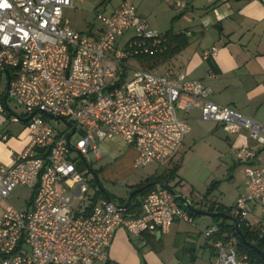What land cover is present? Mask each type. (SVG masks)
<instances>
[{
  "label": "built area",
  "instance_id": "built-area-1",
  "mask_svg": "<svg viewBox=\"0 0 264 264\" xmlns=\"http://www.w3.org/2000/svg\"><path fill=\"white\" fill-rule=\"evenodd\" d=\"M72 6L73 0H0V70L8 71V97L23 108L28 136L14 163L0 166V264L105 263L119 228L140 236L169 232L177 217L193 222L163 186L147 192L137 216L126 215L127 207L117 201L94 199L85 155L100 158L99 142L105 139L119 138L136 149L134 168L167 162L190 130L177 109H197L204 122L219 124L228 133L244 129L251 139L264 142V125L212 101L210 89L184 73L159 75L135 67L125 80L130 59L165 47L131 0H123L111 15L96 14L102 31L95 39L64 19V8ZM175 6L186 8L182 1ZM128 31L133 36L119 47L118 39ZM216 53L210 48L202 57L207 61ZM120 66L125 69L119 74ZM49 115L71 126L55 130ZM72 152L78 155L72 157ZM257 155L248 145L234 154L245 176L234 212L250 226L254 206L264 219V165L256 163ZM19 185L32 190L25 211L8 201ZM203 234L216 251L217 264L244 260L232 234L221 236L218 224H208Z\"/></svg>",
  "mask_w": 264,
  "mask_h": 264
},
{
  "label": "crops",
  "instance_id": "crops-1",
  "mask_svg": "<svg viewBox=\"0 0 264 264\" xmlns=\"http://www.w3.org/2000/svg\"><path fill=\"white\" fill-rule=\"evenodd\" d=\"M122 1L73 0L72 7L64 8L63 17L75 31L77 30L70 20L72 13L70 12L69 16L66 9H76L77 13L73 12V15L78 14L86 19L92 17V21L86 23V30L77 32L95 39L102 31V24L96 18V14L99 12L111 15L119 8ZM131 1L136 6L138 16L147 20L149 28L158 35L164 36L171 30L174 33L185 34L188 39L186 47L179 52L182 56L177 57L179 62L176 65L161 74L157 73V67L150 71L169 76L184 73L189 80L201 81L210 89L209 98L212 101L229 106L242 116L251 117L264 125V0ZM177 1L184 2L186 8L177 9L175 6ZM132 36V31L126 32L118 39V46L122 47ZM210 48H216L217 53L206 61L202 53ZM129 61L143 68V64L135 58ZM211 71L214 77L210 76ZM8 79V74L0 70V103L3 107V111H0V166H11L28 143L23 112L20 115L16 114L8 103L12 98L5 99ZM177 115L189 125L190 130L186 135L192 131L190 122H195L200 117L197 109L188 112L177 109ZM14 117H20L21 120L13 121ZM214 126L222 127L216 123ZM223 132L227 133L226 138L235 163L231 168L232 180L236 179L238 183L234 202L227 204L223 196L216 193L206 196V192H194L190 189L188 192H178L202 210H209L210 205L215 203L231 207L233 213L234 205L245 188L244 165L234 160L235 151L242 145H248L257 151L256 163L264 165V142L251 139L244 129L237 133H228L223 129ZM113 140L119 141L127 150H132L135 159L136 149L119 138L105 139L99 142V148H109L107 143ZM171 162L172 160L158 164L164 167ZM147 166L138 168V179L129 186L130 190L132 186L162 174V170L170 171V167H164L162 170L157 168L151 172ZM239 167L242 169L239 170ZM179 177L181 176L177 170V181L171 186L175 190H178L176 187L183 186V178ZM129 191L125 192V196L122 195L125 198L108 193L113 201H118L126 199L131 193ZM260 216V209L254 206L248 218L256 229L264 227V219ZM212 219L208 216L196 215L190 223L177 217L169 232L160 235L145 232L140 236H132L124 228H119L110 245L108 261L95 264H217L216 251L203 234L208 224L215 223ZM239 264L247 263L242 260Z\"/></svg>",
  "mask_w": 264,
  "mask_h": 264
},
{
  "label": "rangeland",
  "instance_id": "rangeland-1",
  "mask_svg": "<svg viewBox=\"0 0 264 264\" xmlns=\"http://www.w3.org/2000/svg\"><path fill=\"white\" fill-rule=\"evenodd\" d=\"M76 11V9H66L69 16L70 12L72 13L70 20L76 30L85 31L86 23L92 21V17L86 19L78 14L73 15V12ZM98 23L97 21V24ZM178 56H182L181 53L171 58V61L169 59L165 63L157 66V73L161 74L169 67L176 65L177 62H179ZM128 64L132 67L127 69L128 75L125 78L126 81L131 79L134 71L133 69H135V67L138 68V64L134 65L131 61H128ZM124 69L123 66H120L119 74ZM8 103L16 114L20 115L23 112V108L17 106L13 99H9ZM50 122L55 130L66 128L65 123L58 119L51 118ZM190 127L192 131L186 135L182 147L173 158L171 164L164 166L171 168L179 164L178 174L181 176L179 178H183V186L176 187L178 189L177 191L188 192L190 189L194 192H207L208 189L211 188V193L223 196L227 204L234 202L233 199L237 191L238 183L236 179L232 180L231 177L233 173V169L231 171V168H233L235 163L233 162L230 145L226 138L227 133L223 132L222 127H215L214 123L204 122L200 117L195 122L191 121ZM77 138L78 134L72 137V145ZM108 142L109 148L100 147L101 159L94 157L91 153H86L85 156L89 162L90 168L96 172L102 187L107 192H111L115 196L123 198L125 192L130 190L129 186L138 179V168H133L134 156L132 150H127L119 141L113 140ZM70 155L74 157L78 154L72 152ZM117 163H120V165H117ZM164 167L159 166L158 163H152L147 166L151 172H154L157 168L162 170ZM241 169L242 168L239 167V170ZM162 171L164 172L165 170ZM91 177H93L92 174L89 178ZM169 181V185L174 186V181H177V178L175 177V180L170 178ZM89 187L90 193L94 192L95 188L92 185ZM123 194L124 196H122ZM31 198L32 190L19 185L14 188L8 201L17 210L25 211L28 209ZM85 202L87 203L88 199L85 200ZM79 203L80 199H77L76 205Z\"/></svg>",
  "mask_w": 264,
  "mask_h": 264
},
{
  "label": "trees",
  "instance_id": "trees-1",
  "mask_svg": "<svg viewBox=\"0 0 264 264\" xmlns=\"http://www.w3.org/2000/svg\"><path fill=\"white\" fill-rule=\"evenodd\" d=\"M160 37L164 39L160 45V47L161 46L163 47L165 45L164 49H161L159 52L152 53V54L146 53V54H139L135 56V59L138 60L141 64H143L142 66L144 69H147L149 71L153 70L154 68L159 66L161 63L173 58L188 44V39L185 36V34L174 33L171 30H169L164 36H160ZM178 168H179V164H176L172 168H170L169 172L164 171L162 174L158 176H152L146 179L145 181L132 186L129 192L137 188H140L142 186H145L151 182L161 181V180H170V178L174 179L176 177V172ZM91 182H92V186L95 188L93 192L94 199L103 198L106 200L113 201L112 197L106 190L105 192H101L100 190L96 189V184L94 180H92ZM152 187L147 188L146 190L132 196L129 202V205L127 207V210L125 212L126 215L137 216L141 213L142 199ZM211 192H212L211 188L208 189V191L206 192V196L211 194ZM118 201L119 203L124 204L126 202V199H120ZM180 205L184 207L181 203ZM211 208L214 209L215 211L226 213L232 216L234 219H236L238 222L239 230L241 231L245 240L251 244H254L258 250L264 253V230H262V228L256 229L254 225L250 226L247 220L240 219V217L237 216L235 212L232 213L231 207H226L224 205L212 203L209 209ZM188 213L192 217L196 216V214H193L191 212H188ZM212 220L216 224H218V226L220 227L221 236L227 238L228 235L232 234L235 240L238 255L240 257H244L243 261H246L247 264H264V257H262L256 250L251 248L249 245H246L244 243L242 238L236 232L235 226L232 221L222 219V218H213Z\"/></svg>",
  "mask_w": 264,
  "mask_h": 264
},
{
  "label": "water",
  "instance_id": "water-1",
  "mask_svg": "<svg viewBox=\"0 0 264 264\" xmlns=\"http://www.w3.org/2000/svg\"><path fill=\"white\" fill-rule=\"evenodd\" d=\"M7 74H8V71L7 70H4ZM9 79H8V83H7V91L9 89ZM6 91V94H5V99L8 97V93ZM50 118H53V116L49 115ZM62 122L65 123V125L67 126H71L70 123L62 120ZM73 128V132L75 130V127L72 126ZM70 139V136L68 137V140ZM80 157L82 158L83 162L85 163L86 166L87 163L84 159V157L79 154ZM90 173L92 174L93 176V179H94V182L96 184V187L98 190H100L101 192H105V189L102 187V185L100 184L99 182V179H98V176L96 174L95 171L93 170H90ZM152 186H163L164 188H166L171 194H173L175 196V198L191 213L193 214H196V215H204V216H208L210 218H222V219H226V220H229V221H232L234 226H235V229H236V232L238 233V235L242 238V240L244 241V243L246 245H249L251 248H253L254 250H256L262 257H264V253H262L260 250H258L256 248V246L254 244H251L249 242H247L244 238V236L242 235L241 231L239 230V227H238V222L236 219H234L232 216L226 214V213H223V212H218V211H215L214 209H209V210H202L198 207H196L193 202L191 200H189L188 198H186L184 195H182L181 193H179L177 190H175L173 187H171L169 185V180H161V181H155V182H151V183H148L147 185L145 186H142L140 188H137L133 191H131V193L128 194L127 198H126V202L123 204L122 207L126 208L128 207L129 205V202L132 198V196L146 190L147 188H150ZM160 235V233H158Z\"/></svg>",
  "mask_w": 264,
  "mask_h": 264
}]
</instances>
